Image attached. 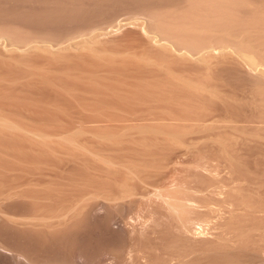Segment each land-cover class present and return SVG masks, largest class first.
Here are the masks:
<instances>
[{"label": "rangeland", "instance_id": "obj_1", "mask_svg": "<svg viewBox=\"0 0 264 264\" xmlns=\"http://www.w3.org/2000/svg\"><path fill=\"white\" fill-rule=\"evenodd\" d=\"M202 1L58 34L0 17L2 219L112 221L123 250L105 263L264 264V0ZM164 11L203 19L186 49Z\"/></svg>", "mask_w": 264, "mask_h": 264}, {"label": "bare ground", "instance_id": "obj_2", "mask_svg": "<svg viewBox=\"0 0 264 264\" xmlns=\"http://www.w3.org/2000/svg\"><path fill=\"white\" fill-rule=\"evenodd\" d=\"M167 0H0V17L31 24L39 29L60 33L73 24H93L107 20L120 7L127 4L162 5ZM202 2H207L203 0ZM237 5L238 0H232ZM202 4V3H197ZM206 4V3H205ZM216 8L217 3H210ZM24 5H28L25 8ZM184 20H174L169 11L157 15L155 24L163 33V39L177 50L189 46V32L201 33V23L189 27V11L181 15ZM1 216V215H0ZM81 217L50 235L44 231L18 230L0 217V264H79L76 259L84 256L87 264L105 263L102 258L111 254L121 255L123 245L110 233L112 219L92 221ZM109 217V216H108ZM109 227V228H108ZM81 229L83 233H79ZM109 229V231H108ZM84 230V231H83ZM113 233V232H112ZM236 257L237 254H231ZM134 264V263H130ZM142 264V263H136Z\"/></svg>", "mask_w": 264, "mask_h": 264}]
</instances>
